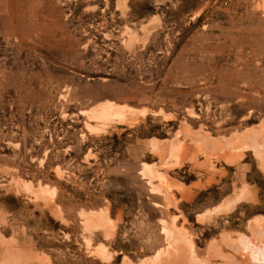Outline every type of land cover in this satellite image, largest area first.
<instances>
[{"label":"rangeland","instance_id":"1","mask_svg":"<svg viewBox=\"0 0 264 264\" xmlns=\"http://www.w3.org/2000/svg\"><path fill=\"white\" fill-rule=\"evenodd\" d=\"M263 259L264 0H0V264Z\"/></svg>","mask_w":264,"mask_h":264},{"label":"bare ground","instance_id":"2","mask_svg":"<svg viewBox=\"0 0 264 264\" xmlns=\"http://www.w3.org/2000/svg\"><path fill=\"white\" fill-rule=\"evenodd\" d=\"M259 252V251H258ZM261 252V251H260ZM260 259V258H259ZM254 260V259H253ZM264 260V259H263Z\"/></svg>","mask_w":264,"mask_h":264}]
</instances>
